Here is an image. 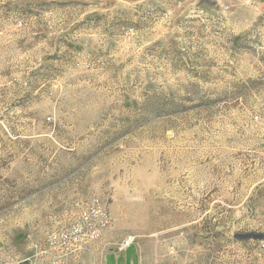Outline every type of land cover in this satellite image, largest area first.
<instances>
[{
  "label": "rangeland",
  "instance_id": "374dc122",
  "mask_svg": "<svg viewBox=\"0 0 264 264\" xmlns=\"http://www.w3.org/2000/svg\"><path fill=\"white\" fill-rule=\"evenodd\" d=\"M132 256L264 264V0H0V264Z\"/></svg>",
  "mask_w": 264,
  "mask_h": 264
},
{
  "label": "built area",
  "instance_id": "2783aa9c",
  "mask_svg": "<svg viewBox=\"0 0 264 264\" xmlns=\"http://www.w3.org/2000/svg\"><path fill=\"white\" fill-rule=\"evenodd\" d=\"M132 243L133 239L131 237H128L121 243L120 249L126 250Z\"/></svg>",
  "mask_w": 264,
  "mask_h": 264
},
{
  "label": "crops",
  "instance_id": "0c3cea01",
  "mask_svg": "<svg viewBox=\"0 0 264 264\" xmlns=\"http://www.w3.org/2000/svg\"><path fill=\"white\" fill-rule=\"evenodd\" d=\"M126 250H128V248H127ZM121 264H136V263H135V258L132 256V257H131V261H129L128 259H126V258L124 257V260H123V262H121Z\"/></svg>",
  "mask_w": 264,
  "mask_h": 264
}]
</instances>
